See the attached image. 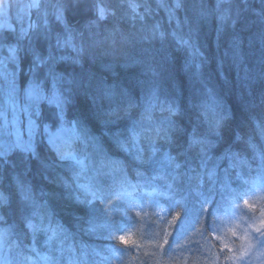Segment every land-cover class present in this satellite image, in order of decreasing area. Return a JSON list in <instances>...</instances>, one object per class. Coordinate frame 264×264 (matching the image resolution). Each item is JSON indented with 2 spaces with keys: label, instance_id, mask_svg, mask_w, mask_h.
<instances>
[{
  "label": "trees",
  "instance_id": "1",
  "mask_svg": "<svg viewBox=\"0 0 264 264\" xmlns=\"http://www.w3.org/2000/svg\"><path fill=\"white\" fill-rule=\"evenodd\" d=\"M171 1L139 0L142 7L134 13L138 22L126 27L129 19L126 11H131L128 0H108L109 17L101 22L102 27L93 28L91 35L84 25L92 19L90 15L94 16V0L88 1L91 8L79 0H63L61 4L58 0H44L46 8L43 11L47 13L42 12L37 16L35 31H46L50 27L54 34L62 32L63 26L52 17L56 9L62 7L69 27L82 33L76 37L77 44L84 47L88 38L92 39L89 41L91 45L110 40V47L106 46L94 58L98 66L92 62L86 65V70H97L108 83L115 82L113 76L122 78L119 85L128 87L138 102L148 87L153 85L141 84L145 80L140 73L148 79L150 74L158 73L152 63L155 59L160 61L166 69L165 75H162L163 71L159 75L161 82L157 80L161 98L180 102L186 133L202 126L196 105L205 97L207 89H211L230 114L222 130L221 149L217 157H223L227 150L246 154V145L237 138L243 137L259 144L256 141L258 135L260 138L264 136L256 126L257 121L264 125V0H232L234 3H244L245 7L240 9L243 15L234 16L235 13L230 10V17L226 21H221V16L216 13V0H183V7L174 12ZM113 12L114 15L111 14ZM157 27L166 34L163 40L151 38V33ZM6 31L8 29L0 30L2 44H8L9 38L15 34L9 31L10 35H7ZM33 32L31 29L29 34ZM179 38L189 40L203 54L197 58L201 64L198 74L189 48L182 46ZM43 40L44 36H40L32 45L28 44L30 39L16 44L24 58L21 67L25 75L29 74V50L34 45L45 49L48 45L40 44ZM67 53L74 55L71 49ZM132 61L138 63L131 68L124 67ZM103 64L113 66L111 75L101 72ZM139 64L142 69L137 66ZM19 77L21 80V75ZM202 78L210 82L204 83L209 87L199 85L198 80ZM82 79L86 80L83 73ZM86 89L81 87L76 91L70 115L87 123L93 133H104L103 109L91 99L97 87L93 85ZM75 105H80L82 109H74ZM92 105L95 106L93 113V110L90 112L86 108ZM141 110L133 114L134 119H138ZM47 115L46 110L45 118ZM160 117L161 112L153 113L154 121ZM127 123V120H123L114 127L124 128ZM176 147L177 151H182V142ZM117 158L125 159L123 154ZM248 158L251 167H230L228 160L215 158L214 162L219 164L215 187L206 176L202 185L186 179L174 182L170 177L153 180L151 171L137 177L129 167V183L123 189L117 185L110 190L113 193L110 197L103 203H97L93 214L96 215V223L103 227L90 234L76 226L79 217L85 214L45 178L49 170L43 164H51V160L47 146L41 142L38 158L19 149L0 156V189L12 199L11 206L4 210V214L16 219L19 209L23 207L17 192L19 179L47 193L58 218H64L73 228L72 231L77 232L75 255L78 264H233L230 249L223 246L215 232L222 216L229 213V208L241 204L246 196L258 188H264V167L258 161H251L249 155ZM35 167L39 171L28 179L26 174ZM52 168L63 171L54 164ZM107 183H112L110 178H107ZM169 184L171 187H168ZM116 192L125 194L117 199ZM121 235L131 236L132 243L122 244L118 239ZM81 244L86 247L81 248ZM36 247L41 256L49 254L47 247L41 243L38 242ZM27 254L32 259L25 264H48L35 254ZM9 255H14V252ZM64 255L70 257L73 254L65 250ZM61 264H68L67 259L62 260Z\"/></svg>",
  "mask_w": 264,
  "mask_h": 264
},
{
  "label": "snow or ice",
  "instance_id": "2",
  "mask_svg": "<svg viewBox=\"0 0 264 264\" xmlns=\"http://www.w3.org/2000/svg\"><path fill=\"white\" fill-rule=\"evenodd\" d=\"M173 3V12L183 7V0H173ZM108 5V0H94L95 18L84 26L90 33L92 28L99 27L101 22L108 19ZM32 7L39 5L33 4ZM128 7L136 13L142 5L139 0H128ZM55 19L63 26V31L46 37L50 38L51 42L45 49L34 45L29 50L28 75L24 74L21 67L24 58L19 46L7 47L8 56L0 60V77L5 82L15 112L11 121L12 131L7 132L6 136L14 137L17 148L33 158L39 157L41 142L47 146L51 164H43L44 168L49 170V175L45 178L85 214L76 222V226L82 231L91 234L95 233L98 227H103L96 223V215L93 214L96 205L103 203L113 194L111 189L117 185L123 189L124 185L129 183V167L137 177L151 171L153 180H166L170 177L174 182L186 179L195 180L202 185L206 176L212 187H215L218 179L219 164L214 162L215 158L228 160L230 167H251L248 155L239 151L227 150L223 157H217L221 149L222 130L230 119V114L224 110L211 89H207L205 97L196 105L202 118V126L186 133L181 119L182 105L175 99H162L158 85L149 86L138 102L126 86L116 82L100 84L91 99L103 109L104 135L115 148V154L109 151L103 140L91 131L87 123L70 115L74 95L84 84L82 73L86 71L89 59L83 56L84 47L76 43V37L82 33L69 27L62 7L56 9ZM219 19L226 21L227 17L221 16ZM7 27L5 26L6 29ZM29 29L35 32L36 26L29 24ZM21 31V38L29 36L27 29ZM48 32L52 33L51 30ZM165 35L157 27V30L151 33V38L163 40ZM179 43L189 48L198 74L201 64L197 58L203 54L187 39L179 38ZM68 49H71L74 55L68 54ZM137 63L138 61H132L124 67L131 68ZM62 65L67 67L62 68ZM104 67L106 71L113 69L112 65ZM18 71L21 75L19 89L16 87ZM138 109H142L139 119H134L133 114ZM156 111L163 115L154 121L153 113ZM21 116L24 119H21ZM123 120L128 121L124 128L114 127ZM4 122L7 128V117ZM256 126L264 133V125L257 121ZM237 139L246 145L248 153L251 154V161H258L259 165L264 167V146L252 140H244L243 137ZM181 142L183 150L177 151L176 146ZM120 154H123L125 159H118ZM5 155L7 154L0 153V156ZM52 164L63 168V171H56ZM107 178L111 179V184L107 183ZM168 187H171V184ZM17 192L23 207L19 209L16 219H10L4 214V210L11 206L12 199L6 191L0 189V264H4L5 259L8 264H25L32 259L27 253L35 254L48 264H61L64 259H67L68 264H78L75 255L77 232L72 231L73 228L64 218H58L48 194L19 179ZM122 194L125 193H115L117 199ZM245 204L253 208L248 201H245ZM261 216L264 217V212H261ZM61 220L64 222L61 223ZM255 232L260 238L257 246L264 247V219L260 221L259 227H255ZM118 239L124 245L132 243L131 236L121 235ZM240 239L249 241V236L245 234ZM38 242L47 247L49 254L40 255L36 247ZM80 247L86 246L81 244ZM224 247L227 248L228 245L225 244ZM249 247L253 246L249 244ZM65 250L73 255L65 257ZM13 252L14 255L10 256ZM241 255L248 256L249 251L245 249Z\"/></svg>",
  "mask_w": 264,
  "mask_h": 264
},
{
  "label": "rangeland",
  "instance_id": "3",
  "mask_svg": "<svg viewBox=\"0 0 264 264\" xmlns=\"http://www.w3.org/2000/svg\"><path fill=\"white\" fill-rule=\"evenodd\" d=\"M12 0H0V30L7 29L17 26L15 23H10L7 20V14L11 6ZM227 1V0H226ZM33 0H14V5L19 9L18 23L25 26L26 16L31 10ZM229 3V2H228ZM228 3L227 6H228ZM174 4V3H173ZM221 4V3H220ZM11 5V6H10ZM220 16L229 15L228 8L221 5ZM17 17V13H16ZM6 56H0V60H4ZM9 67L11 64L9 63ZM26 86V84H25ZM16 87H21V80L17 72L16 76ZM8 89L5 87L3 78L0 77V153H10L12 150L18 149L14 141V137L6 136L7 132L12 131L11 121L15 116V112L12 109L13 101L9 99L7 94ZM5 117L8 120V127L5 128ZM24 119V117H20ZM245 201H248L253 205V208L246 206ZM229 213H226L216 228L215 235L223 244L228 245L232 254L233 264H264V247H258V240L260 239L258 234L255 232V227L260 226V221L264 219L261 216V212H264V188H258L254 193L246 196L243 202L228 209ZM235 232V235H233ZM247 234L249 241L240 239V237ZM254 237V239H253ZM251 244L253 247H249ZM247 249L249 251L248 256H242L241 253ZM239 257V259H236Z\"/></svg>",
  "mask_w": 264,
  "mask_h": 264
},
{
  "label": "bare ground",
  "instance_id": "4",
  "mask_svg": "<svg viewBox=\"0 0 264 264\" xmlns=\"http://www.w3.org/2000/svg\"><path fill=\"white\" fill-rule=\"evenodd\" d=\"M58 1L61 4L63 0H58ZM79 1H83V3L87 5V7L91 8V6H90L91 2L89 3L88 2L89 0H79ZM171 2L173 3V0ZM226 3H228V6H227ZM10 4L12 5V6L10 5L12 8H10V10L8 11L7 20L10 23L11 22L15 23L17 26H15L14 28L11 27V28L8 29V32L9 31L10 32L13 31L15 33L14 36L9 38L10 42L8 44L7 43L2 44V40L0 39V56L4 57V56H6L8 54L7 47L16 46L17 43H22L24 41H28L29 39H30V42L28 44L32 45L34 42H36V38L40 37V36H44V38H45V40L41 41L40 44L47 46L51 42V39L50 38H46V37H52L53 35H55L53 30L50 27L46 31H42V30L41 31H35L33 33H30L28 37L21 38V35H22V31L21 30L22 29H27L30 32L31 29H29V24H33L34 25L35 21L37 20V16L40 15L42 12L47 13V12L43 11L46 8V6L44 4V0H33L32 5L33 4H38L39 7H31L30 12L28 13L29 17L26 16V18H25V20H26L25 26L23 24L20 25L18 23V14H20V13H19V9L16 8V6L14 5V0H12ZM215 4L219 5L218 8L216 7V13L218 15H220V10L222 9L221 5H223L224 7H227L228 8V12H230V10L233 11L235 13L234 16L241 15L242 14L241 13L242 10L240 11V9H243L245 7L243 2L239 4V3H234L232 0H227V1L223 0V2H221V0H216ZM232 9H234V10H232ZM92 10H93V7H92ZM55 12L52 14V17H55ZM16 13H17V17H16ZM126 13H127L128 18H129L127 23H126V27H131V26H133V24L135 22H138V20L136 19L137 17L134 16V13L132 11L127 10ZM90 16L92 17V19L95 18L93 15H90ZM119 16L121 17L122 14H120ZM85 17H87V16L85 15ZM123 17H124V15H123ZM226 17H227V20H228L230 16L226 15ZM89 20H91V19H89ZM89 20L85 23V25L89 22ZM102 25H103V23L100 24V27H102ZM176 28L179 29V27H176ZM48 30H51L52 33H49ZM85 30L87 31V33L93 35L92 34L93 33L92 32L93 28L91 29V33L89 32V30H87V29H85ZM8 32L6 31L5 34L8 35L9 34ZM91 40H92L91 38H88L86 40V42H85V45H84V47H86L87 49L84 51L83 56L89 59V62L87 64H90V63L94 62V58H95V56H97L96 54L101 53L102 50H105L106 46L110 47V40L103 41L100 44H93V45H91L89 43V41H91ZM152 59H154V58H152ZM192 62H194V61H192ZM94 64H96L98 66V64L96 62H94ZM152 65L155 68V70H158L157 71L158 73L150 74L148 79H145L144 74L140 73L141 78L143 80H145L141 84H146L147 83V84L159 85L158 82H161L162 78L159 75H161L162 71H163L162 75H165L166 69H164V66L162 65V63L160 61L156 60V59H155L154 63H152ZM102 66L103 67L101 69L99 68L101 70V72H103L104 74L111 75L110 71H106L105 70V67H104L105 64H103ZM137 66H139L140 69H142L140 64L137 65ZM144 70L146 71L145 68H144ZM167 70H168V68H167ZM19 73L20 72L18 71V74ZM83 74L85 75V79H86V80L84 79L85 81H84V84L82 85V87L84 89L91 88V86H93V85L98 87L99 84H102V83L105 82L104 76L102 74H98L97 70H92V71L86 70V71L83 72ZM121 79L122 78H118L116 76H113V81H115L117 84H119ZM157 80H158V82H157ZM91 82H93V85H91ZM198 83H200L199 85L202 88H205V87H209V86L207 84H204V83H210V82H208V80L204 81V78H202L200 81L198 80ZM86 90H89V89H86ZM73 108L77 109V110H81L82 109V107L80 105H75ZM86 108L88 110H90V112L93 110L92 111V113H93L94 109H95V106L92 105L89 108L88 107H86ZM161 116H162V113H161ZM138 119H139V117H138ZM256 141H259L260 142L259 144L264 146L263 139L260 138L259 135H258ZM246 154L251 157L250 153L246 152ZM38 171H39V169L37 167H35V168L32 169V171H30L29 173L26 174V177L28 179H31V178H33L35 176V174Z\"/></svg>",
  "mask_w": 264,
  "mask_h": 264
},
{
  "label": "clouds",
  "instance_id": "5",
  "mask_svg": "<svg viewBox=\"0 0 264 264\" xmlns=\"http://www.w3.org/2000/svg\"><path fill=\"white\" fill-rule=\"evenodd\" d=\"M177 23L179 24V22H177ZM95 134H96L97 136H99V137L103 140V142H104L106 148H108L109 151H111L113 154H115V148L112 147L109 138L106 137V136L104 135L103 131L98 132V133H95ZM4 264H8L7 259H5Z\"/></svg>",
  "mask_w": 264,
  "mask_h": 264
}]
</instances>
